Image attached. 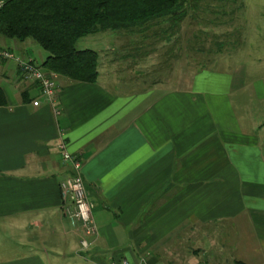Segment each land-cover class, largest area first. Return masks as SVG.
Instances as JSON below:
<instances>
[{
	"label": "crops",
	"instance_id": "crops-1",
	"mask_svg": "<svg viewBox=\"0 0 264 264\" xmlns=\"http://www.w3.org/2000/svg\"><path fill=\"white\" fill-rule=\"evenodd\" d=\"M1 47L38 64L46 55L32 40L1 37ZM97 51L95 82L57 75L59 116L15 61L0 59L8 100L0 106V264H108L122 257L246 264L250 239L261 253L256 264H264V109L259 118L239 117L235 104L250 102L231 100L246 87V74L189 73L176 55L160 68L148 52L106 61ZM130 58L135 66L126 68ZM150 64L148 77H164L149 84L140 69ZM60 129L83 162L98 228L86 249L80 222L62 205L60 182L71 170L57 149ZM235 234L250 236L240 257Z\"/></svg>",
	"mask_w": 264,
	"mask_h": 264
},
{
	"label": "rangeland",
	"instance_id": "rangeland-1",
	"mask_svg": "<svg viewBox=\"0 0 264 264\" xmlns=\"http://www.w3.org/2000/svg\"><path fill=\"white\" fill-rule=\"evenodd\" d=\"M206 3L207 6L197 8L198 17L190 11L180 28L153 26L151 30H156L157 33L148 40L143 41L142 36L126 30H108L82 37L77 46L100 50L106 61H122L125 54L148 52L157 63H162L158 64L160 68L163 65L170 67L181 58L187 60L189 73L203 68L237 70L241 76L245 73L246 87L232 95L231 100L250 102V107L235 104L239 117L248 115L259 118L264 109V0H206ZM118 35L119 43L116 42ZM34 44L42 50L35 42ZM117 44L118 49L112 48ZM106 46H110V49L104 48ZM131 58L134 59V55ZM131 58L126 59V62H131L125 64L126 68L135 66ZM147 66L150 68L140 69V77H148L147 72L154 68L151 64ZM162 70L165 72V69ZM128 74L134 78L139 72L127 71ZM160 76L164 77L156 71V74L146 78L147 83L150 84L159 78L162 80ZM232 237L237 242L234 254L240 257L243 254L241 248L245 245L244 240L250 236L235 234L230 236L231 239ZM248 244L251 251L246 250V253L252 256V260L244 262L256 264L261 253L257 250L254 240H247L246 245Z\"/></svg>",
	"mask_w": 264,
	"mask_h": 264
},
{
	"label": "trees",
	"instance_id": "trees-1",
	"mask_svg": "<svg viewBox=\"0 0 264 264\" xmlns=\"http://www.w3.org/2000/svg\"><path fill=\"white\" fill-rule=\"evenodd\" d=\"M204 6L206 0H6L0 8V38L32 40L46 54L41 64L36 62L44 70L95 82L99 52L79 48V39L126 30L148 40L157 33L153 26L180 28L190 11L198 17L197 8ZM7 103L0 85V106Z\"/></svg>",
	"mask_w": 264,
	"mask_h": 264
},
{
	"label": "built area",
	"instance_id": "built-area-1",
	"mask_svg": "<svg viewBox=\"0 0 264 264\" xmlns=\"http://www.w3.org/2000/svg\"><path fill=\"white\" fill-rule=\"evenodd\" d=\"M5 1L0 0V8L4 6ZM0 59L15 61L22 78L26 81L37 83L40 96L52 107L55 116L60 115L61 106L59 105V95L57 93L56 73L44 70L36 63L33 57L18 55L7 48H0ZM41 103V99L33 101L35 106H40ZM58 138L57 149L62 161L69 164L71 170L60 182L61 196L63 199L62 205L65 212L70 213L72 217L80 222L84 234L80 240V244L83 249H86L90 246L88 236L96 234L98 228L93 217V206L83 176V162L79 156L69 150L66 130L60 129ZM69 203L74 205V209L71 211L68 206ZM108 264L139 263H133L128 258L122 257L111 259Z\"/></svg>",
	"mask_w": 264,
	"mask_h": 264
}]
</instances>
